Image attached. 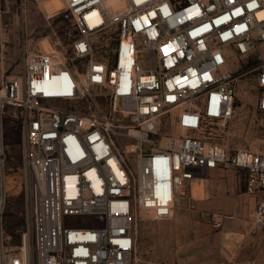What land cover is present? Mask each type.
Here are the masks:
<instances>
[{"label":"built area","instance_id":"2783aa9c","mask_svg":"<svg viewBox=\"0 0 264 264\" xmlns=\"http://www.w3.org/2000/svg\"><path fill=\"white\" fill-rule=\"evenodd\" d=\"M120 1L63 0L69 50L24 46L20 75L0 83V264H134L139 222L169 218L186 186L227 165L245 171L264 228V153L228 155L212 127L234 115L230 59L264 47V0ZM254 82L264 112V52ZM6 106L21 135L17 244L4 229ZM168 113L176 133L158 135Z\"/></svg>","mask_w":264,"mask_h":264},{"label":"rangeland","instance_id":"374dc122","mask_svg":"<svg viewBox=\"0 0 264 264\" xmlns=\"http://www.w3.org/2000/svg\"><path fill=\"white\" fill-rule=\"evenodd\" d=\"M106 3L115 9L121 6L120 0ZM74 33L63 0H5L0 8V76L5 80L20 75L24 46L30 51H68ZM260 52H264L263 46L247 61L234 56L229 61L230 70L236 72L234 115L226 123L212 126L216 141L227 148L228 155L238 149L264 153V112L256 107L258 88L254 82ZM4 110V229L9 242L17 244L24 222V188L19 181L21 135L13 117L16 109L6 106ZM175 133L173 114L168 113L158 135ZM143 150H149L147 143ZM244 183L245 171L230 165L195 180L192 197L186 187L169 218L139 222L134 264H264V228L252 224L254 199L244 192ZM212 213L222 215L219 226Z\"/></svg>","mask_w":264,"mask_h":264},{"label":"crops","instance_id":"0c3cea01","mask_svg":"<svg viewBox=\"0 0 264 264\" xmlns=\"http://www.w3.org/2000/svg\"><path fill=\"white\" fill-rule=\"evenodd\" d=\"M4 1V2H3ZM3 6H5V0H0V8H2ZM10 76H6L5 78H9ZM0 79L2 80H4V75H2L1 74V76H0ZM220 168H217V169H214V170H211V171H209V173L207 174V176H206V178L207 177H209V176H211L214 172H218V170H219ZM193 183V182H192ZM192 183H190L188 186H186V187H188V191H189V193H190V196L192 197V195H191V188H192Z\"/></svg>","mask_w":264,"mask_h":264},{"label":"bare ground","instance_id":"6f19581e","mask_svg":"<svg viewBox=\"0 0 264 264\" xmlns=\"http://www.w3.org/2000/svg\"><path fill=\"white\" fill-rule=\"evenodd\" d=\"M121 5H122V4H121ZM204 178H206V177H204ZM194 181H195V180H194ZM194 181H193V182H194ZM11 182H12V181H11Z\"/></svg>","mask_w":264,"mask_h":264}]
</instances>
